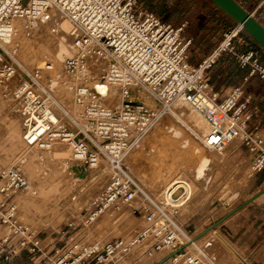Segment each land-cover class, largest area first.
<instances>
[{"label":"built area","instance_id":"obj_1","mask_svg":"<svg viewBox=\"0 0 264 264\" xmlns=\"http://www.w3.org/2000/svg\"><path fill=\"white\" fill-rule=\"evenodd\" d=\"M52 10L64 14L76 32L78 52L63 65L75 82V102L82 107L85 121L72 128L59 117L48 84L41 82L37 73L23 71L24 78L14 82L12 94L19 104L24 138L28 145L46 150L64 144L74 159L109 174L81 219L84 228L124 205L142 213L144 224L131 237L87 241L78 233L72 234L74 224L69 223L58 230L61 239H67L46 242L49 237L18 219L15 196L31 185L27 176L12 166L0 175V260L11 262L27 254L34 264H138L142 257L166 252L169 264H219L197 244H187L192 236L178 220V204L144 193L124 159L132 140L181 100L208 121L210 130L204 138L208 147L226 150L238 141L252 155V171L262 173L260 106L245 93L244 83L218 90L211 82V72L224 55H233L241 68L249 70L246 80L255 76L264 80V54L251 45L245 26L236 22L224 31L214 49L192 63L194 40L186 32L187 22L173 24L139 0H0V87L21 77L19 63L4 46L14 38L15 21L45 23ZM90 56L106 61L101 80L119 88L121 105L108 106L95 91L89 78ZM139 87L148 91L154 104L135 94ZM183 193L185 188L179 186L170 196L180 199ZM137 199L141 203L133 206Z\"/></svg>","mask_w":264,"mask_h":264},{"label":"rangeland","instance_id":"obj_2","mask_svg":"<svg viewBox=\"0 0 264 264\" xmlns=\"http://www.w3.org/2000/svg\"><path fill=\"white\" fill-rule=\"evenodd\" d=\"M139 2L143 7L159 14L173 24L187 22L186 32L194 40L190 49V60L192 63H198L204 55L214 49L221 42L224 31L230 25V20L227 19L225 13L210 0H139ZM246 7L253 9L251 5ZM260 13H262L261 16L263 18L264 7L256 15L259 16ZM30 42L32 43V41ZM35 45L30 46L31 48L28 47L27 50H21L20 48L16 54L12 52L13 58L19 63L20 76L24 73L23 71L34 70L37 61V58H33L35 57L34 55H37L38 59L42 58L43 54L47 55L45 56L46 58H50L48 54L51 53L49 51L43 54L39 51L38 54L34 53L38 50ZM251 45L257 46L256 48L264 54V50L253 38ZM33 59H36V61ZM46 60L50 61V59ZM244 76L245 72L238 64L235 56L224 55L212 69L211 82L218 90L223 89L226 91L231 85L243 81ZM20 78H24V76H17L11 84L9 83L6 87H0V175L5 169L15 166L27 176L31 185L30 189L19 192L15 196L18 206V219L25 224L31 225L36 231L49 237L50 240L55 239L60 242H63L68 237L62 240L60 235H58V230L69 223L74 224L71 230L72 234L78 233L87 241L106 240L118 236L127 238L134 235L143 226L144 219L142 213H134L129 205H126L128 210L124 214L127 213L126 215L123 214L121 219H119L120 217L117 218V214L121 210L116 212L117 216H114V212L113 216H109L112 222L109 221L108 225L111 223L112 225H107L108 227L103 229L104 232H98L96 227L100 222L105 221L107 213L102 215L96 221L97 223L92 224L88 228H84L81 224L85 211L107 182L109 177L107 172L104 171L106 174L101 177V173H104L103 171L95 172V175L92 171L93 177L101 178L92 187L90 185L88 187L84 186L86 188L82 187L83 191L88 193L84 195L76 193L77 190L75 191V189L77 186H70L73 175H69L67 171L62 172L60 170V159L52 160V152L50 150L49 152L48 150H42L45 155L43 162L30 159L21 165L24 154L30 149L34 150L37 148H32L25 144L19 107L15 106L14 99L10 94V87L13 88L15 86L14 82H17ZM41 80L45 82L48 78L42 77ZM71 84L73 85V83ZM244 88L245 93L252 95L253 99H255L254 94L263 93L264 84L259 77L255 76L244 82ZM4 94L7 95L5 96ZM54 95L55 103L58 107L57 110L59 111L62 108V110L72 113L68 103L72 101L73 89L70 88L65 92L58 91ZM258 101L262 102L264 106V96L262 98L259 97ZM185 105L189 107L187 103ZM186 107L184 106V108ZM174 110L176 114L169 111L161 117V121L168 123L178 120L177 115H181V113L176 108L175 103L173 106ZM62 116L65 119L70 118V121L71 119L74 122L82 121V119L76 120L70 115L63 114ZM181 118L190 125L185 116H181ZM159 119L147 132L140 136V146L131 148L124 159V165L130 175L145 189V192L158 201L165 199L164 193L169 187L172 178L179 176V174L173 172L172 167L167 169L166 162L170 159L169 157H161L158 153L154 154L151 151L154 148L152 134L159 125L158 123H160ZM156 148L159 150L160 146ZM53 149L62 150L59 146H55ZM208 152H214L218 157L221 156L222 159L217 163V166H220V170L214 176L207 190H204L200 184L191 182L192 176L187 169L184 172L185 166L182 168L183 164H186L187 168H189L190 164L189 158L191 157L188 154H186L184 159L183 156L173 157L174 164L180 168V172H184L185 178L192 183L190 197L186 198L187 200L182 205V200L175 202L179 208L178 220L183 224L184 221L186 222L184 224L185 229L192 237H197L198 239L196 244L217 263L264 264V194L258 197L256 201L253 200L255 202L248 207V203L253 202L250 201L251 196L264 190V174L252 172V178L249 182H242V174L239 176L238 171L243 164H237V161L234 163V157L229 154L228 150L220 152L219 150L208 148ZM66 153L69 159L75 160L69 152ZM245 163L247 162L245 161ZM174 164L173 167L175 169ZM244 166L246 167L247 165L245 164ZM165 168L166 172L164 171ZM248 169L250 170V166ZM79 185H81V182H78ZM182 191L183 188L174 196L177 197ZM247 199H249L247 203L240 205ZM140 203L141 200L137 199L133 202V206H138ZM239 208L240 210L237 213H233L235 209ZM208 229L211 231L205 235L204 232ZM143 258L141 264H150L149 258L152 257L145 256ZM0 264L34 263L30 256L26 254L13 259L11 262L0 260Z\"/></svg>","mask_w":264,"mask_h":264},{"label":"bare ground","instance_id":"obj_3","mask_svg":"<svg viewBox=\"0 0 264 264\" xmlns=\"http://www.w3.org/2000/svg\"><path fill=\"white\" fill-rule=\"evenodd\" d=\"M15 24L17 31L14 35L13 40L11 41V43L4 45L7 50L13 52V54L14 53L16 54L20 48L21 50L22 49L27 50L28 47L36 44L35 46L38 50L37 52L34 53L38 54V51L41 52L42 54L47 51L51 53L48 54L50 55L49 56L50 58H46L45 56L47 55L43 54L42 58L38 59L37 55H34L35 57L33 58H37V61L36 59L35 60L33 59L34 61H36V65L34 67V70L28 72L37 73L38 74L37 76L40 80L42 79V77L48 78L47 81L44 82L41 80V82H44L45 85L48 84L47 85L48 89L53 94L52 99H53L54 107L57 110L58 107L55 103L54 93H57L58 91L65 92L68 91L70 88L73 89V85L72 84L70 85V83H75L74 80L70 78L71 76L68 75L67 71L65 70V66L63 64L68 57L78 52V48L74 43V36L76 32L75 30H73L70 20L58 10H52L50 18L45 23H42L40 21H35L31 23L30 21L23 19V20H16ZM30 41H32V43ZM27 42L29 43L27 44ZM38 44L40 45L37 46ZM46 59H50V61ZM49 64L52 65L50 69H49ZM88 65L90 67L89 78L93 79V86L95 91L98 94H100L102 97H104L105 103L108 106L113 107V106L121 105L122 98L119 88L114 87L106 83L105 81L101 80V74L103 70H105L106 68V61L99 57L90 56L88 58ZM20 81L21 78L17 82L19 83ZM13 89L14 87L12 88V90H10L11 91L10 94L12 97H13L12 94ZM134 92L135 94L139 95L146 103L154 104V100L152 99L148 91H146L143 87H139L135 89ZM4 95L6 96L7 94ZM73 98H74V93H73L72 101L68 103L72 113L68 111H64L62 110V108L59 111L58 110L57 111L59 117L62 118H63L62 115L65 114L67 116L70 115L76 120L82 119L81 122L79 121L74 122L72 119L70 121V118L69 119L63 118L72 128H75L79 124L81 123L83 124V121L85 120L82 118V114H81L82 107L79 106L75 102V98L74 99ZM14 104L15 106L17 105V107H19V104L15 99H14ZM185 104L186 102L184 103L181 100L175 102L176 108L181 113V115H177L178 120L174 122L170 121L168 123L162 122L161 117L165 114L161 115L159 117L160 119L158 118L160 123H158L159 125L155 128V131L152 134L154 148H152L151 150L154 154L158 153L161 157H169L170 159L167 160L166 162L167 169L169 167H172L173 172L179 174V176L172 178V181L169 183V187L165 191L164 196L165 199L169 200V202L171 203L172 202L175 203L177 201L182 200L181 205L187 200L186 198H189L191 195V190H192L191 182L200 184L204 190L205 189L207 190L214 176L216 175L218 168L217 163L218 161H220V159H222L221 156L218 157V155H216V153L214 152L209 153L208 148L209 149H215V148H210L205 144L204 138L210 130V125L208 121L205 119V117L202 114H200L197 110L192 108L188 103L187 105L189 107H186ZM184 106L186 108H184ZM172 113L176 114L175 110L174 111L172 110ZM181 116H185L188 122L190 123V125H188L185 121H183ZM23 139L27 146L37 149L28 150L22 157L21 165H23L25 161H28L30 159L43 162L45 155L42 150H46V149H42L38 146L28 145V143L24 138V135H23ZM140 141H141L140 137H135L131 142L129 151L133 147L140 146L139 145ZM56 146L61 147L62 150L59 151L57 149H50V152H52L51 159L52 160L60 159L59 161L60 170L62 172L67 171L69 175H73L72 183H70V186L72 185H74V187L77 186L75 189V191L77 190L76 192L77 194H84V195L88 194L85 191H83L84 190L83 188H86L84 186L87 187L88 185H90V187L94 186L96 182H98V180H100V178L104 174H106L105 173L106 171L104 172V170L101 167L96 170L91 169L90 167L86 166L83 162L79 160L69 159L66 155L67 154L66 152L70 153L68 147L64 144H57ZM159 146L160 149L158 150V148L156 147ZM215 150H219L220 152L222 151L220 149H215ZM186 154H188L189 157H191L189 158L190 160L189 168H187L186 164L185 165L183 164L182 168L185 166L184 172L187 169L188 173H190V175L192 176L191 182L185 178L184 172H180V168L174 164V159H173L174 156L175 157L183 156L184 159ZM247 163L245 164L247 165ZM173 164L175 166V169L173 167ZM243 166L240 167L238 174L239 176H241L240 174H242L241 176L242 178L240 177L242 182L247 183L252 178L253 171L251 168L249 170L248 166L246 167ZM92 171L94 172V175L95 172L97 173L103 171L104 173H101V177L98 178L97 176L93 177V175L91 174ZM164 171L166 172V168ZM164 171L163 173H165ZM92 177L93 179H91ZM78 182H81V185L78 186ZM179 186L185 188V193H183V196L180 199H175V197L170 196V192ZM1 187H2V183L0 184V188ZM141 189L144 193H147L145 192L144 188L141 187ZM263 194H264V190L260 191L259 193H256L254 196H252L250 201L257 199ZM126 210H128V206L126 207V205H124V207H122L121 211H119L118 214L114 212L115 213L114 216L118 215L117 218L120 217L119 219H121V217L123 216ZM239 210L240 208L235 209L233 213H237ZM114 213L112 212L107 213L106 218L104 217L105 221L100 222L96 227V229H98V232H101L103 231V229H106V227L112 225V223L108 225L111 219V217L109 216L111 215L113 216ZM126 213L124 215H126ZM113 221L115 222V220ZM100 226L102 227L99 229ZM210 231L211 230L208 229L206 232H204V234L206 235V233L208 234ZM196 241H198L197 237H192L189 241H187V244L192 246L196 244ZM164 263L165 262H162L160 264H164Z\"/></svg>","mask_w":264,"mask_h":264},{"label":"crops","instance_id":"obj_4","mask_svg":"<svg viewBox=\"0 0 264 264\" xmlns=\"http://www.w3.org/2000/svg\"><path fill=\"white\" fill-rule=\"evenodd\" d=\"M239 4H241L245 9H247L249 12L253 13V15L264 25V17L262 18V13L258 15H256L263 7H264V0H236ZM248 5H251L253 6V9H249V7H246ZM231 25H229L228 27H230ZM245 36L250 40V42H252L251 38H250V35L246 32ZM254 48H256L257 46H254ZM220 61V60H219ZM218 61V62H219ZM218 64V63H217ZM242 70L245 72V76H244V80L243 81H240L239 83L237 84H240V83H244L246 82V78L248 76V73H249V70L248 69H245V68H242ZM251 78V77H250ZM260 79V78H259ZM262 81V83L264 84V80L263 79H260ZM263 93H259V94H254V101L260 106L261 108V114H262V130H261V133L264 134V106L262 105V102H259L258 99L259 97H263L264 96V90H262ZM229 154L232 155L234 157V163L235 161H237V164H245V161L248 162L247 163V166L249 167L250 166V162H251V159H252V155L251 153L245 148L243 147L240 142L238 141H233L232 143L229 144V146L227 147V149ZM246 159V160H245ZM233 163V164H234ZM222 165V164H221ZM242 165V166H243ZM240 166V165H239ZM220 170V166H218L217 168V172ZM216 172V174H217ZM262 174H264V171L262 172ZM217 179V177H216ZM218 180V179H217ZM256 180V179H255ZM213 181V180H212ZM210 187V186H209ZM208 187V188H209ZM207 188V189H208ZM253 196V195H252ZM251 196V197H252ZM250 199V198H249ZM249 199H247L244 203H241L240 205H243L245 203H247L249 201ZM256 201V199H255ZM255 201L253 202H250L248 203V207H250L252 205V203H254ZM240 207V206H239ZM184 224H186V222L184 221ZM51 241L50 238L47 239L46 242H49ZM169 255L168 253L166 252H161V253H157L155 256H153L152 258H149L150 259V264H160L162 262H165L164 264H169ZM144 258H140L139 261H138V264H141V261L143 260Z\"/></svg>","mask_w":264,"mask_h":264},{"label":"water","instance_id":"obj_5","mask_svg":"<svg viewBox=\"0 0 264 264\" xmlns=\"http://www.w3.org/2000/svg\"><path fill=\"white\" fill-rule=\"evenodd\" d=\"M235 22L242 23L247 33L264 50V25L236 0H210Z\"/></svg>","mask_w":264,"mask_h":264},{"label":"trees","instance_id":"obj_6","mask_svg":"<svg viewBox=\"0 0 264 264\" xmlns=\"http://www.w3.org/2000/svg\"><path fill=\"white\" fill-rule=\"evenodd\" d=\"M226 15V14H225ZM226 17H227V19H229L230 20V25L231 26H233L236 22L231 18V17H229L228 15H226ZM251 38V37H250ZM251 40H252V38H251ZM257 43V42H256ZM258 44V43H257Z\"/></svg>","mask_w":264,"mask_h":264}]
</instances>
